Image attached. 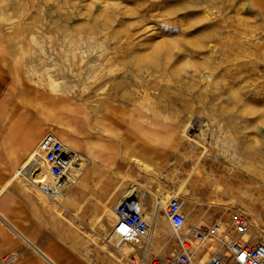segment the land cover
I'll use <instances>...</instances> for the list:
<instances>
[{
  "label": "rangeland",
  "instance_id": "rangeland-1",
  "mask_svg": "<svg viewBox=\"0 0 264 264\" xmlns=\"http://www.w3.org/2000/svg\"><path fill=\"white\" fill-rule=\"evenodd\" d=\"M206 11L213 14L208 18ZM148 56H159L162 71L166 72L165 79L160 80V85L169 88L164 101L174 102L180 117L193 114L200 127L185 132L180 141V149L185 154L183 165L172 156L164 158L166 162H159L156 167L158 181L169 192H174V201L183 206L186 231L196 225L198 216L209 225L200 220L197 226L214 227L215 235L221 231L218 225L224 232H231L235 220L244 216L252 232H256L252 216V212H256L259 232L264 236V195L256 190L259 185H249L248 204L238 203L234 209L227 207L231 203L229 198L224 199L222 208L211 204V198L217 200L213 189L203 187V183L211 179L232 182L235 189L248 182L247 175L225 159L234 152L244 151L246 165H263L260 162L264 157V128H256L259 112L252 115L250 110L264 111V0H0L1 182L10 176L14 166L27 158L43 136L58 129L60 123L70 126L80 140L101 142L102 128L94 127L84 116V107L88 105L86 97L95 81L90 71H95L93 76L98 77L95 85L98 89L106 58L125 59L128 66L127 63L116 66L125 72L134 71L135 59ZM207 80L219 82L223 90L242 88L244 91L240 92L244 96L240 101L226 97L216 100L215 93L205 94L206 101H214L215 107L205 102L203 105L198 98L203 89L193 86H205ZM244 105L251 107L248 108L250 113H244ZM168 114L165 117L171 121L161 120L162 124L178 122L176 114ZM123 126L128 128V125ZM139 126L142 130L139 127L138 131L133 130L135 144H151V139L144 137L150 128L141 123ZM174 130L160 132L164 137L175 138L180 134ZM231 135L237 144L228 149L223 140ZM190 142H194L193 146ZM78 152L87 156L81 150ZM214 152L220 157L218 161ZM124 154L130 158L134 152ZM133 167L125 164L119 174L114 175V181L103 180L97 190L98 178L89 177L83 187L76 186L73 197L80 191L83 198L93 193L102 202L112 197L114 208L125 198L134 197L140 211L147 214L153 209L154 201L146 189L157 192L156 182ZM16 188L18 193L24 194L22 188ZM33 200L38 201L36 197ZM35 202L30 209L32 214L38 211ZM80 202L75 201L76 205ZM70 206L74 213L75 206ZM80 212V219L86 225L75 222V226H71L55 216L53 210L47 211L90 245L92 258L97 260H92L91 264H114L100 250L102 242L96 238L113 229V225L107 223L104 231L96 222L102 206L89 199ZM64 217L74 220L68 212ZM162 217L164 224L157 228L161 242L156 243L157 248H152V253L165 261L179 252V246L165 211ZM16 225L38 247V219L32 215ZM4 235L11 240L4 239ZM262 235L257 240H264ZM90 236L99 244L92 243ZM170 238L168 256H158L157 249ZM33 248L0 221V264H38V254ZM142 260L143 257L135 259L138 263Z\"/></svg>",
  "mask_w": 264,
  "mask_h": 264
},
{
  "label": "bare ground",
  "instance_id": "bare-ground-1",
  "mask_svg": "<svg viewBox=\"0 0 264 264\" xmlns=\"http://www.w3.org/2000/svg\"><path fill=\"white\" fill-rule=\"evenodd\" d=\"M206 14L209 18V16L213 13L211 14L209 11H206ZM135 62L134 71L128 70L122 72L118 70L116 66L121 63L126 64L127 62L125 59L112 57L108 59L106 58L104 60V69H102L101 73L100 88L98 89L95 87L96 78L98 77L93 76L95 71H90V74L93 77L91 79L95 81L91 83L90 92L86 97L88 105L84 107V116L90 120L91 125H94V127L97 125L102 128L104 135L101 142L95 143L91 140H80L77 135L73 133L72 128L64 123H60L58 129L53 132L62 140L65 146H69L68 148L73 152L81 150L86 153V157L90 161V167L87 172L78 179L74 188L60 189L56 187L54 193L45 194L42 192L38 185L42 184L45 186H53L56 182L49 176L43 159H36V156L33 155L38 146L37 143L30 150L27 158L18 166L13 167L10 176L3 182L0 180V205L7 200V196L12 194L13 189L20 187L24 190V194H31L38 199L36 202L33 200L35 205H38V214L53 210L55 216L66 220L71 226H75V222L83 226L86 224L82 221V219H80V211L84 209L87 203H89V199H93L95 204L102 206V212L98 216V220L96 222L97 224H101L100 226L105 231L107 223L113 225V228L116 224L115 208L111 206L112 197L102 202L98 195H92V193L76 205L75 201L74 204H70L74 200L73 192H75L74 190L76 186L77 188L83 187L89 177L98 178V181L95 184V189L97 190L101 188L103 180H107L108 182L114 181V175L119 174V170L125 164H128L130 167L134 166L139 169L140 172L145 173L150 180L156 182L155 188H157V192H153L150 188L146 189L153 198L154 207L151 212L144 214L151 226L148 237L144 241L150 243L152 248L157 246L156 243L161 242L158 240L160 238L158 227L164 224L162 212L165 211L172 202H174L175 194L174 192H169L168 189L164 188L163 184L158 181L156 167L160 165L159 162H166L164 158L172 156H174L180 165H183V158L185 154L180 149V141L183 139L185 132L190 133L200 129V127L195 123L196 120L194 121L193 114H189L185 118L180 117L179 112L173 105L174 102H169L167 100L164 101L166 98V92L169 88L160 85V82L165 79L163 76L164 73H166L165 71H162L164 68L160 57L148 56L147 58H137L135 59ZM129 65H131V63H129ZM205 84V86L204 84L202 86H193L195 89H203V94L198 96L203 105L205 102L209 104V106L215 107L214 101H206L207 98L203 97L205 94L215 93L216 100L226 97V99L228 98L229 100L236 99L240 101V99L244 96H242L240 92L244 91L242 88L241 90L239 88H227V90H223L220 87V83L213 80H207ZM98 92L99 94L97 95ZM96 97H99V99H95ZM245 107L246 109L244 110V113H250L248 108L250 109L251 107ZM250 111L252 115H254V113L256 114L257 111L259 112V123H254L257 129L262 130V128H264V111L261 112L257 110V108H251ZM186 113L188 114L189 111H186ZM165 114H176L179 118V120H177L178 122L168 126L162 124L161 120L171 121L165 117ZM140 123L143 125L146 124L148 128L151 129H148L149 132L144 134L145 138H148V140L151 139V144L147 142L135 144L136 141H134V138L136 137V134L133 130L135 129L138 131L137 127L142 130V126H139ZM123 125H128V128H125ZM162 129H175L174 132L180 135L175 136V138L164 137L160 132ZM140 133H142V131ZM21 138L22 137L20 136V139ZM189 144L193 146L194 142H190ZM223 144L229 149L235 147L237 140L233 138V135L230 137L227 136L223 140ZM125 151H132L134 152V155L130 158H128L129 156L124 157V155H126L124 154ZM213 154L216 161H218L220 159L219 155H217L216 152ZM244 156V151H237L230 154V158L224 157L235 167V169H239L248 177V182L242 183V186L239 187V189H235L232 182H222L217 179H211L208 182L203 183V187H210L213 189L212 194H214V197L217 198V200L213 201L211 198L210 202L214 206L218 208L224 207L225 205L223 204L225 198L230 199L231 203L227 206L230 209H234L238 203H245L247 205L249 191L251 189L250 187L254 185H259L256 187V190L259 191V194L262 191L264 195V157L261 158L262 161L260 162V164H263L262 167L256 163H252L250 165L244 164ZM256 159L259 160L260 158ZM249 185L251 186L249 187ZM29 198L32 197L29 196ZM70 205H76L74 213L71 212L69 208ZM65 212L72 215L74 219L73 222L64 217ZM252 214L256 232H252L253 228L250 229L249 233L244 237V240H248L252 236L253 241H257V239H260L262 235L259 232V215L256 212H252ZM200 220V217L197 216L195 223L199 224ZM0 221L17 235L21 236L28 246L34 247L35 252H40L38 251V247L35 243L25 237L22 230L14 222H12V220H10V218H8V216L4 214L1 209ZM201 223L209 225L208 222L204 220H201ZM218 228H220L221 231L219 230L220 232H218L219 236L215 235L211 239L212 243L218 242L217 239L220 238V234L225 231L221 225H218ZM258 234H260V237ZM93 236L96 235L93 234ZM93 236L89 237L91 242L98 245L99 243H96V238L99 239L102 242V244L99 245L100 250L105 252L114 264H129L130 262L132 264H136L137 261L133 263L132 260L140 259L142 256L144 241L143 243L141 242L140 245L123 243L117 236L114 235L113 229L111 232H107L105 236L99 234L96 238H93ZM170 242H172L171 238L157 249L156 253L158 256H160V254H164L165 250L169 248ZM138 254L139 256H137Z\"/></svg>",
  "mask_w": 264,
  "mask_h": 264
},
{
  "label": "built area",
  "instance_id": "built-area-1",
  "mask_svg": "<svg viewBox=\"0 0 264 264\" xmlns=\"http://www.w3.org/2000/svg\"><path fill=\"white\" fill-rule=\"evenodd\" d=\"M69 147V146H68ZM53 132H47L33 153L36 159H43L49 176L56 182L50 186L38 185L43 193H54L55 188H74L90 165L87 157L73 152ZM82 160V161H81ZM116 224L113 233L121 242L139 244L148 237L151 226L140 211L138 201L128 198L115 208ZM179 246V252L165 261L152 253L151 244L144 241L143 260L136 264H264V240L253 241L244 237L250 231V223L239 216L231 229L223 232L217 245L211 242L215 236L214 227H191L186 231L187 219L182 204L172 202L165 210ZM7 262V259L5 260Z\"/></svg>",
  "mask_w": 264,
  "mask_h": 264
},
{
  "label": "crops",
  "instance_id": "crops-1",
  "mask_svg": "<svg viewBox=\"0 0 264 264\" xmlns=\"http://www.w3.org/2000/svg\"><path fill=\"white\" fill-rule=\"evenodd\" d=\"M87 189L90 190V188ZM17 191V189H13L12 194L7 196V200L0 205L1 211L18 225H20L21 220L32 215L38 219V251H40L36 252L38 254V264H91L92 260L97 261L95 257L92 258L90 245L80 238V234H76L70 228L64 227L54 215H49L47 212H42V214L34 212L32 214L30 209L33 208V199L26 194L21 195ZM81 192L77 193V196L70 204L84 199L81 196ZM101 199L105 200L104 197H101ZM6 205L7 208H5ZM194 227H197V224ZM4 236V239L11 240L8 235ZM6 240H3V242H6ZM12 243L7 245L11 247ZM33 250L35 251V248ZM167 256L168 249L165 250L164 254H160L162 258ZM99 262H102V260H99Z\"/></svg>",
  "mask_w": 264,
  "mask_h": 264
}]
</instances>
